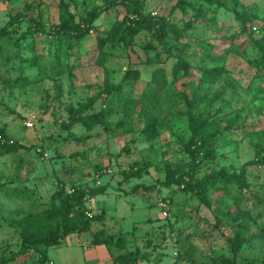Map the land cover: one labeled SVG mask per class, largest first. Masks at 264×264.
<instances>
[{"label": "rangeland", "instance_id": "374dc122", "mask_svg": "<svg viewBox=\"0 0 264 264\" xmlns=\"http://www.w3.org/2000/svg\"><path fill=\"white\" fill-rule=\"evenodd\" d=\"M177 1L0 0V29L7 25L0 35V129L27 147L0 151V264L43 259L39 250L17 255L20 233L40 224L37 216L49 210L51 199L63 198L64 185L78 192L103 189L84 203L93 216L89 230L80 234L87 245L111 237L114 255L136 249L149 259L157 254L159 264H228L223 259L260 264L264 161L257 155L264 158L259 90L264 49L256 41L264 35V0H191L184 15L171 12ZM132 6L183 29L181 36L164 38L177 50L164 53L156 40L139 34L131 45L108 43L104 64L93 65L94 38L109 28L130 27ZM94 9L100 14L96 29L77 37ZM197 9L208 20L194 19ZM33 22L45 32L30 31ZM54 58L68 62L65 71L52 73ZM177 58L195 69H219L221 77L198 83L196 70L174 77ZM145 61L152 62L146 67ZM130 68L140 77L124 79ZM155 69L163 70L168 87L151 96L146 108L126 106ZM184 95L194 102L190 113ZM86 105L91 110L85 113L103 124L87 129L82 122L70 123L68 117ZM153 119L151 136L146 127ZM211 151L216 158H209ZM130 167L141 171L139 178H124ZM219 170L245 185L210 177ZM172 177H183L188 187L169 184ZM233 238L244 239L235 257ZM92 249L80 254L81 260L103 264V247ZM72 258L63 248L48 256L51 264Z\"/></svg>", "mask_w": 264, "mask_h": 264}, {"label": "trees", "instance_id": "16d2710c", "mask_svg": "<svg viewBox=\"0 0 264 264\" xmlns=\"http://www.w3.org/2000/svg\"><path fill=\"white\" fill-rule=\"evenodd\" d=\"M212 2L218 3V0H212ZM191 0H178L175 5L172 7L171 12L175 10L179 11L181 14H185L188 6H191ZM237 4V2H236ZM131 13L133 15V19L131 22V26L126 30L121 31L120 26L109 28L105 35L101 37V35H97L94 38L95 45L91 48V53L95 56L93 61V65H103L105 60L104 47L108 43H112L115 41H122L126 45H131L133 42V38L139 34H145L152 39L157 41V44L161 46V50L164 53H170L173 49L177 50L176 45L168 47L164 42L165 36L170 35L174 37L176 35H182V30L178 25L174 24L171 19L164 16L159 17H149L145 16L141 9L136 6H132ZM98 9L91 10L87 12L85 16V22L83 27L76 33L77 37L84 38L89 35V33L96 29L94 26V22L99 17ZM193 18L196 20H208L209 17H206L205 11L201 9H197L193 13ZM215 23L214 17L210 19ZM7 26V25H6ZM0 29V35L5 33V28ZM34 30L35 32L44 33L43 27L33 22L30 24V31ZM120 35V36H119ZM119 36V39L117 38ZM128 39V40H127ZM260 48L264 49V35L260 40L256 41ZM54 65L52 67V73L65 71V68L68 66V62H61V60L54 58ZM152 62V61H151ZM150 61L143 62L144 65L150 66ZM251 64L254 68L259 66L257 60L251 61ZM192 70H196L199 73L198 83L209 82L213 80H218L221 77V71L219 69L213 68L210 70L191 67L188 63L183 61L181 58H177L175 65L172 68V76L178 77L180 73L184 77H190L192 75ZM140 77V72L137 69H128L126 74L124 75V79H136ZM168 80L164 75L163 70L155 69L151 71L149 78L146 81V85L141 94L137 96H132L127 99L124 103L126 106L137 107L141 106L146 108L149 104L153 102L151 96H156L160 92H162L167 85ZM260 92H264V87L259 84ZM108 92V90L106 91ZM183 103L186 106L187 111L190 113L193 107L194 102L190 100L187 96L182 97ZM87 110H91L90 105L82 106L79 109L75 110L68 118H70V123L74 122H82L87 129L92 128L95 125L103 124L104 121L100 117H98L94 113H85ZM65 125V123H63ZM156 120L153 119L151 121V125L146 127L149 135L153 136V133L156 128ZM203 142V141H202ZM26 145L18 142L17 140L11 139L5 132L0 129V151L4 153H13L18 149H25ZM209 158H216V154L211 151L209 153ZM258 161H264L262 156L257 155ZM254 161L248 162V164H253ZM139 169H135L134 167H130L128 171L123 172V176L125 179L129 180L132 178L140 177ZM209 177V176H208ZM210 177L214 179H218L223 182L234 181L235 183L243 186L245 185L244 181L239 177L232 174H228L224 170H219L213 172ZM169 184H177L178 186H186L183 180V177L170 178ZM64 186L61 187L60 193L62 194L58 197L51 199V207L49 210L38 215V219L40 220V224L28 227L26 230L21 231L20 233V245L19 251L17 255H22L29 250H39L43 255V259L36 263L31 264H44L45 255L43 253L44 249H48L54 246L59 245L66 237H69L74 234H83L87 232L90 228V219L86 216L85 212V201L91 197H95L103 192L102 188L96 189H86L82 192H78L76 187L69 186L73 189L71 194H67L64 190ZM188 187V186H186ZM56 198L59 199L60 202L56 203ZM62 198V199H60ZM102 235V232H98L94 235V237L98 238V236ZM101 239H95L92 243L93 245H105L111 247L110 241L111 237L106 238L104 241H100ZM244 239L233 238L230 240L231 244V252L233 256L237 255L238 250L241 246V243ZM181 255V253H179ZM233 257V258H234ZM143 258V259H142ZM180 258V256H179ZM142 259V260H141ZM181 259V258H180ZM140 261L149 262V257L146 254L140 255L138 250L133 251H124L123 253H119L117 255L112 256L113 264H137ZM182 261V260H181ZM224 262L228 264L234 263L233 260L223 259ZM260 264H264V254L260 261Z\"/></svg>", "mask_w": 264, "mask_h": 264}, {"label": "crops", "instance_id": "0c3cea01", "mask_svg": "<svg viewBox=\"0 0 264 264\" xmlns=\"http://www.w3.org/2000/svg\"><path fill=\"white\" fill-rule=\"evenodd\" d=\"M82 235H78V234L71 235L69 237H66L59 245L48 248V249H44L43 250V253L45 255L44 264H47V262L48 264H51V262L48 259L49 254L51 252H56L57 250H59L60 252L61 248H63L64 252H66L71 257H73L71 260L64 261L63 264H84L86 260H81L82 258L80 257V254L84 252L85 253L92 252L93 250L92 248L94 247L96 249L103 247L104 249L102 253V258H104L103 264H113L112 256H114V253L112 252L111 247H108L105 245H91V246L87 245V243H85V239H82L83 238ZM159 258L160 257H158L157 254H155L154 257L152 255V257H150L149 259V262H145V264H159V262L162 260V258L160 259Z\"/></svg>", "mask_w": 264, "mask_h": 264}, {"label": "built area", "instance_id": "2783aa9c", "mask_svg": "<svg viewBox=\"0 0 264 264\" xmlns=\"http://www.w3.org/2000/svg\"><path fill=\"white\" fill-rule=\"evenodd\" d=\"M27 128H33V124L30 122L26 123ZM64 190L67 194H71L73 192V189H71L69 186H65ZM86 216L91 218L92 216L89 213H86Z\"/></svg>", "mask_w": 264, "mask_h": 264}]
</instances>
